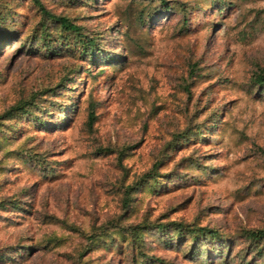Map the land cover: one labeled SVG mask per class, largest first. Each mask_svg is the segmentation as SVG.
<instances>
[{
    "label": "rangeland",
    "instance_id": "1",
    "mask_svg": "<svg viewBox=\"0 0 264 264\" xmlns=\"http://www.w3.org/2000/svg\"><path fill=\"white\" fill-rule=\"evenodd\" d=\"M41 1L80 32L0 0V264H264V0Z\"/></svg>",
    "mask_w": 264,
    "mask_h": 264
},
{
    "label": "trees",
    "instance_id": "2",
    "mask_svg": "<svg viewBox=\"0 0 264 264\" xmlns=\"http://www.w3.org/2000/svg\"><path fill=\"white\" fill-rule=\"evenodd\" d=\"M36 4L41 8V10L51 17L52 19L59 21L61 25L69 30L77 31L80 32V26L76 23H74L68 16L66 15H61V14H56L49 10L44 3L41 0H34ZM95 41L92 38H88L84 45L88 50H92L94 47ZM258 82L264 83V72L258 73V75L255 77ZM90 112H89V123L92 124L94 120L96 119V114L94 112L93 105L90 106ZM178 226H182V222H177ZM193 229V228H192ZM195 232H201V233H208L214 235L216 231L213 229H209L207 226H198L193 229ZM249 235L252 236L253 238H260L264 236V228L263 229H255L249 232Z\"/></svg>",
    "mask_w": 264,
    "mask_h": 264
}]
</instances>
